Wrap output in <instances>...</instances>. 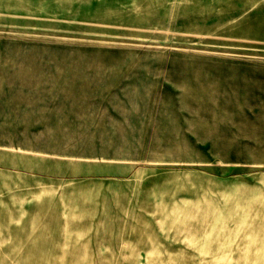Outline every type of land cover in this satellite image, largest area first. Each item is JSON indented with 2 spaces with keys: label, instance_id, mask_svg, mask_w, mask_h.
Returning a JSON list of instances; mask_svg holds the SVG:
<instances>
[{
  "label": "rangeland",
  "instance_id": "374dc122",
  "mask_svg": "<svg viewBox=\"0 0 264 264\" xmlns=\"http://www.w3.org/2000/svg\"><path fill=\"white\" fill-rule=\"evenodd\" d=\"M0 264H264V0H0Z\"/></svg>",
  "mask_w": 264,
  "mask_h": 264
}]
</instances>
